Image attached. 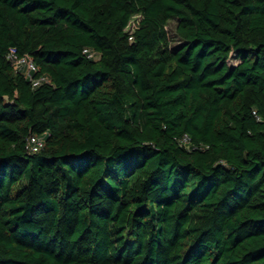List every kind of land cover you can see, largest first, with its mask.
Returning a JSON list of instances; mask_svg holds the SVG:
<instances>
[{
	"label": "trees",
	"instance_id": "1",
	"mask_svg": "<svg viewBox=\"0 0 264 264\" xmlns=\"http://www.w3.org/2000/svg\"><path fill=\"white\" fill-rule=\"evenodd\" d=\"M0 264H264V0H0Z\"/></svg>",
	"mask_w": 264,
	"mask_h": 264
},
{
	"label": "built area",
	"instance_id": "2",
	"mask_svg": "<svg viewBox=\"0 0 264 264\" xmlns=\"http://www.w3.org/2000/svg\"><path fill=\"white\" fill-rule=\"evenodd\" d=\"M132 21L129 29L133 30L136 27V22ZM133 23V26H132ZM85 52L89 54V57L97 59L98 54L95 51H90L89 49H85ZM8 60H10L17 69H23L25 71V74L27 77H29L30 81L33 83L34 86L39 85L42 81L46 80L45 77H35L33 76V73L38 71V67L33 61V59L29 56H20L16 49L12 48L8 55H7ZM45 144V140L42 136L39 135H31L28 138L27 141V148L30 152H38L40 151Z\"/></svg>",
	"mask_w": 264,
	"mask_h": 264
},
{
	"label": "rangeland",
	"instance_id": "3",
	"mask_svg": "<svg viewBox=\"0 0 264 264\" xmlns=\"http://www.w3.org/2000/svg\"><path fill=\"white\" fill-rule=\"evenodd\" d=\"M135 24V22H133ZM132 23V26H133ZM176 26H177V22L176 21H170V23L167 26L169 35L171 37V39H173V43L174 44H178L179 40H178V36H177V32H176Z\"/></svg>",
	"mask_w": 264,
	"mask_h": 264
}]
</instances>
